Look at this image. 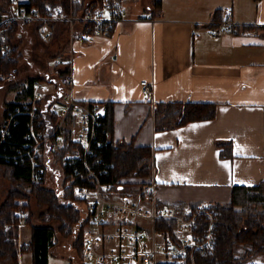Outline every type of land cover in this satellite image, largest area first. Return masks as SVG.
<instances>
[{
    "label": "crops",
    "instance_id": "0c3cea01",
    "mask_svg": "<svg viewBox=\"0 0 264 264\" xmlns=\"http://www.w3.org/2000/svg\"><path fill=\"white\" fill-rule=\"evenodd\" d=\"M145 7L90 40L71 42L69 24L57 21L46 40L53 47L50 59L73 50L75 96L102 108L112 101L113 139L134 137L136 145L153 148L156 197L163 204L226 202L234 184L264 182V0H161L158 10ZM227 9L237 30L213 36L211 25L221 23ZM30 25L33 30L26 28ZM30 25H21L14 38L19 54L25 52L20 43L32 50L28 43L41 37V25ZM39 71L36 77L51 72ZM142 79L153 81L150 98L142 92ZM165 100L212 101L215 116L156 130L154 103ZM220 141L232 142L231 156H220ZM28 225L19 224V245L31 236V226L24 229ZM119 225L128 227L110 215L103 227ZM55 245L64 253L72 241ZM121 247L129 249L130 242L116 239L101 248ZM18 258L19 264H32L29 251H20Z\"/></svg>",
    "mask_w": 264,
    "mask_h": 264
},
{
    "label": "trees",
    "instance_id": "16d2710c",
    "mask_svg": "<svg viewBox=\"0 0 264 264\" xmlns=\"http://www.w3.org/2000/svg\"><path fill=\"white\" fill-rule=\"evenodd\" d=\"M40 1L43 2L44 0H28L26 5L30 2L29 7H38L44 10L46 6L55 7L64 4L62 7L65 11L68 12L72 9L73 13H79L89 1L101 3L104 0H45L43 3ZM151 1L152 8L155 7L153 10L161 8V0ZM0 8L1 10H12L9 6V0H0ZM218 16H220V9L215 10L214 20ZM56 22L52 21L48 25L52 27ZM62 22L66 23V21ZM35 23L42 25V22ZM21 25L24 24L15 21L10 25L11 27L9 26L11 30L8 28L4 33V40L1 43L7 42L6 44H8L9 42L12 50L11 56L5 52H0L1 74L13 75L17 72L21 53L18 52L14 38L17 36ZM36 27L38 30L40 26ZM61 52L59 51V53ZM37 79L45 78L43 76H28L7 81V92L15 91L16 94L13 101L5 100L3 104V120L9 117L12 119L3 138L0 132V167L3 168L13 184L6 199L0 204V264H19L18 254L20 251L32 253V264H49L50 252L57 242L59 232L65 237L73 238L72 245L83 261L82 239L84 228L90 220V213L85 214V212H89L87 204L84 200L76 197L73 189L77 185L83 186L91 182H89L88 177L74 175L71 166L65 163L66 151L72 150L74 147V143L71 142L68 135L69 131H66V135H64V145L58 152L54 153V158L51 161L54 162V167H58L60 171L59 187L52 188L47 185L48 173L53 165H48L44 157L40 158V164L44 167V175L42 174L41 181L33 183L31 180L32 166L26 153V144L31 142L28 135L30 116L26 112L14 113L15 106L21 105L31 96L27 91L32 90L33 93L34 82ZM31 84H33L32 89ZM26 89L28 90L26 91ZM89 103L91 105L96 102ZM10 112L11 114H9ZM215 112L216 103H212V101L165 100L155 103L152 114L155 129L166 130L193 120L212 118L215 116ZM56 116L54 115L55 118ZM1 124L2 122H0ZM114 127V104L112 101H107L104 103V114L100 118L96 132L97 138L103 143L97 148L96 156H90L91 164H96V159H100L96 167L98 170L103 167L106 168V171L100 175V180L111 182L113 189L123 190L126 185L132 183L145 184L150 179L152 172L153 148L149 145H136L134 137L129 141H114ZM217 145L221 148V157L231 156V141H220ZM78 166L80 169L83 168V164L80 162ZM129 177H136V180H130ZM118 178L119 180L121 178L127 179L121 183L123 184L121 189H119L121 184L119 185ZM138 189L140 190V188ZM21 198L25 200L29 198L30 200L24 202L20 201ZM34 199L37 200L36 205L40 207L38 216L40 222L37 223H32L34 211H32L31 204ZM158 204L162 205V202L159 201ZM197 204L198 202L190 203L192 207ZM213 205L216 211L217 244L215 248L208 253L187 254L183 262L160 261L158 264H191L192 261L196 264H264L253 262L256 257L264 255V182L251 186L234 184L229 200L213 202ZM23 211H27L28 215L24 217L17 215V212ZM22 220L31 226V236L19 245L18 227ZM8 224L11 227H6ZM176 225L177 222L174 218L156 220V230L165 231L171 238L174 236L173 232Z\"/></svg>",
    "mask_w": 264,
    "mask_h": 264
},
{
    "label": "built area",
    "instance_id": "2783aa9c",
    "mask_svg": "<svg viewBox=\"0 0 264 264\" xmlns=\"http://www.w3.org/2000/svg\"><path fill=\"white\" fill-rule=\"evenodd\" d=\"M72 1V0H71ZM24 0H9L12 10L0 8V52L11 56L10 44L1 43L9 26L17 21L21 24L42 22L40 34L49 39V23L66 21L69 24L71 42L78 38L90 40L103 34L105 29L114 23L124 20L125 8L120 0H104L101 3L88 2L79 13L65 11L61 5L27 7ZM226 18L218 25H211L213 36L223 32L235 31L237 26L231 19L230 9ZM2 50V51H1ZM53 68L45 79L34 82L32 95L15 106L14 113L26 112L30 116L29 138L26 153L31 162L33 183L41 181L44 167L40 158L44 157L48 165L64 145V135L69 131L73 149L64 155L65 163L71 166L74 175L89 178L90 184L74 187L76 197L86 202L90 213L82 239V264H158L160 261L183 262L187 254L194 252H211L217 244L216 211L213 203L200 202L195 207L190 204L175 208L162 203L156 197L155 165L152 163L150 179L138 185L135 191L113 189L111 182H102L100 175L106 170L91 164L90 156H96L101 141L97 138V127L104 114L99 104L90 105L77 98L74 93L73 50L57 53L53 57ZM0 78L10 81L14 74H1ZM142 92L150 98L153 92V81H140ZM12 113V116H14ZM11 114V112L9 113ZM54 115H57L56 118ZM54 117V118H53ZM12 117L2 121L0 132L6 134ZM92 159V158H91ZM83 168L80 169L78 162ZM52 169V168H51ZM59 170V169H58ZM57 177L59 174L55 175ZM123 179L119 180L122 183ZM121 184L119 189H121ZM25 212H17L23 216ZM110 215L123 219L128 227L119 225L114 230H106L104 222ZM176 219L174 236L171 238L165 231L156 230V220ZM204 222V223H202ZM6 227H11L9 224ZM127 240L130 248L103 250L101 247L114 240ZM191 264H196L192 261Z\"/></svg>",
    "mask_w": 264,
    "mask_h": 264
},
{
    "label": "rangeland",
    "instance_id": "374dc122",
    "mask_svg": "<svg viewBox=\"0 0 264 264\" xmlns=\"http://www.w3.org/2000/svg\"><path fill=\"white\" fill-rule=\"evenodd\" d=\"M121 2L125 8V14L128 15L131 13L141 12L143 7L150 5L152 1L151 0H121ZM32 26L33 25H30L27 28H31ZM46 40L47 39H43L36 35V40L28 43L29 45L33 44L32 50L29 49L28 45H24V42L22 44L20 43V46L24 47L25 52H23L19 57L17 72L14 73V78L19 79V78H24L28 76H37L40 73L39 71L40 68H43L45 71H47L48 69L52 70L54 60L53 58L50 59V55H51V52L53 51V47ZM51 70L47 72L49 73ZM7 84H8L7 81L0 79V89L2 88L0 90V100H1L0 110H2V107H4L3 105L4 101L5 100L8 101L12 99V96H13V91L7 92L6 90ZM1 120L3 121V115H0V122H2ZM50 164L53 165L52 162ZM57 174H59L58 167H54L53 165L52 169L48 173V178H47L48 186H51L52 188L59 187L60 177L56 178L55 175ZM12 184H13L12 181L7 177L3 168L0 167V204L6 199ZM137 188H138V185L135 183H132V184L126 185L124 190H127L126 193L128 192L131 193L135 191ZM28 200L30 199L27 198L25 200L21 198L20 201L28 202ZM36 202L37 200L34 199L32 200V204H31L33 207L32 211H34V214L32 216V223L40 222L39 221L40 219L38 218L40 207L39 205H36ZM24 212L25 214L23 215V217L28 215L27 211H24ZM21 222H25V221L22 220ZM24 229L28 231L30 229V225L26 226V228ZM57 236H58L57 241H60V240L62 241V240L67 239L68 241L73 242L72 237H65V235L60 232L57 234ZM57 246L53 248V250L50 252V264H69V261L71 264H82L83 262L82 258H80V255L78 254L77 250L75 249L73 245H71L70 247H66V250L64 251V253H62L61 250L58 249ZM59 248L61 247L59 246ZM253 262L264 263V255L256 257L255 259H253Z\"/></svg>",
    "mask_w": 264,
    "mask_h": 264
},
{
    "label": "bare ground",
    "instance_id": "6f19581e",
    "mask_svg": "<svg viewBox=\"0 0 264 264\" xmlns=\"http://www.w3.org/2000/svg\"><path fill=\"white\" fill-rule=\"evenodd\" d=\"M44 1H45V0H44ZM44 1H43V2H44ZM47 1H48V0H47ZM64 1H65V0H64ZM34 2H35V1H34ZM38 2H39V1H38ZM40 2H42V1H40ZM43 2H42V3H43ZM48 3H49V2H48ZM50 3H51V2H50ZM53 3H54V2H53ZM69 3H70V2H69ZM127 3H128V2H127ZM138 3H139V2H138ZM7 4H8V3H7ZM38 4H40V3H38ZM77 4H78V3H77ZM2 5H3V4H2ZM29 5H30V2H29V4H27V7H29ZM56 5H57V3H56ZM62 5H64V4H62ZM62 5H61V6H62ZM66 5H68V4H66ZM73 5H74V4H73ZM124 5H125V4H124ZM150 5H151V4H150ZM4 6H5V5H4ZM9 6H10V5H9ZM33 6H34V5H33ZM40 6H41V4H40ZM78 6H79V4H78ZM39 9H40V8H39ZM68 9H69V8H68ZM73 9H74V8H73ZM81 9H82V8H81ZM153 9H155V7H154ZM40 10H42V9H40ZM78 10H79V9H78ZM143 11H144V10H143ZM145 14H147V13H145ZM145 14H144V15H145ZM153 14H154V13H153ZM161 14H162V13H161ZM154 18H155V17H154ZM38 24H39V23H38ZM24 25H25V24H24ZM26 25H27V24H26ZM29 25H30V24H29ZM63 26H64V24H63ZM10 27H11V26H10ZM10 27H9V28H10ZM14 28H15V26H14ZM20 28H21V27H20ZM23 28H24V27H23ZM26 28H27V27H26ZM26 28H25V29H26ZM31 28H32V27H31ZM16 29H17V28H16ZM10 30H11V28H10ZM12 30H13V29H12ZM23 30H24V29H23ZM26 30H27V29H26ZM29 30H30V29H29ZM32 30H33V28H32ZM51 31H53V30L51 29ZM14 32H15V30H14ZM16 32H17V31H16ZM5 33H6V31H5ZM19 33H20V32H19ZM30 33H31V32H30ZM34 33H36V32H34ZM7 34H8V33H7ZM9 34H10V32H9ZM11 35H12V34H11ZM16 35H17V34H16ZM50 36H51V35H50ZM12 37H13V36H12ZM6 38H7V37H6ZM8 39H9V38H8ZM50 39H51V37H50ZM18 41H19V40H17V42H18ZM3 43H4V42H3ZM6 43H7V42H6ZM8 44H9V42H8ZM32 60H33V59H32ZM14 67H16V66H14ZM9 68H10V67H9ZM6 69H7V68H6ZM5 71H6V70H5ZM3 72H4V71H2V73H3ZM6 72H7V71H6ZM4 73H5V72H4ZM11 73H12V72H11ZM5 74H6V73H5ZM8 74H9V73H8ZM16 74H17V73H16ZM20 82H21V81H20ZM25 82H26V81H25ZM32 85H33V84H31V89H32ZM140 85H141V84H140ZM12 87H13V86H12ZM16 87H17V86H16ZM16 87H15V88H16ZM1 89H2V88H1ZM1 89H0V90H1ZM20 89H21V88H20ZM10 90H11V89H10ZM27 90H28V89H26V91H27ZM3 91H4V90H3ZM3 91H2V92H3ZM8 92H9V91H8ZM27 93H30V94L32 95V90L29 91V92L27 91ZM74 93H75V92H74ZM26 95H27V94H26ZM29 96H30V95H29ZM0 101H1V100H0ZM83 101H84V100H83ZM89 101H90V100H89ZM93 102H94V101H93ZM95 102H96V101H95ZM97 102H98V101H97ZM150 102H151V101H150ZM196 102H197V101H196ZM190 103H191V102H190ZM192 103H193V102H192ZM201 103H202V102H201ZM212 103H213V102H212ZM154 104H155V103H154ZM160 104H161V103H160ZM157 105H158V104H157ZM0 107H1V106H0ZM1 121H2V120H1ZM106 138H107V137H106ZM66 139H68V138H66ZM110 141H111V140H110ZM114 141H115V140H114ZM123 142H124V141H123ZM102 143H103V142H102ZM116 144H117V143H116ZM70 145H71V144H70ZM67 149H68V148H67ZM59 155H61V154H59ZM63 155H64V154H63ZM56 157H57V156H56ZM93 157H94V156H93ZM58 158H59V157H58ZM95 158H96V157H95ZM41 160H42V159H41ZM59 160H61V159H59ZM79 162L81 163V161H79ZM79 162H78V164H79ZM40 163H41V161H40ZM53 163H54V162H53ZM54 165H55V164H54ZM61 165H62V163H61ZM42 166H43V165H42ZM51 166H52V165H51ZM61 167H62V166H61ZM61 170H62V169H61ZM129 178H130V177H129ZM129 178H128V179H129ZM135 178H136V177H135ZM118 180H119V178H118ZM124 180H125V178H124ZM114 182H115V181H114ZM114 182H113V183H114ZM122 183H123V182H122ZM120 184H121V183H119V185H120ZM47 185H48V184H47ZM141 186H142V185H141ZM50 187H51V186H50ZM76 204H77V203H76ZM21 218H22V217H21Z\"/></svg>",
    "mask_w": 264,
    "mask_h": 264
}]
</instances>
